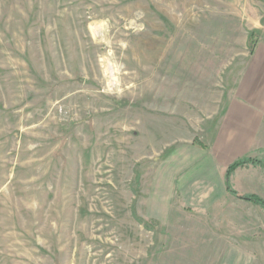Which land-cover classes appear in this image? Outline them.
I'll return each mask as SVG.
<instances>
[{
	"label": "rangeland",
	"instance_id": "374dc122",
	"mask_svg": "<svg viewBox=\"0 0 264 264\" xmlns=\"http://www.w3.org/2000/svg\"><path fill=\"white\" fill-rule=\"evenodd\" d=\"M262 1L0 0V264L212 254L167 172L199 160Z\"/></svg>",
	"mask_w": 264,
	"mask_h": 264
},
{
	"label": "crops",
	"instance_id": "0c3cea01",
	"mask_svg": "<svg viewBox=\"0 0 264 264\" xmlns=\"http://www.w3.org/2000/svg\"><path fill=\"white\" fill-rule=\"evenodd\" d=\"M251 13L261 15L254 20L253 47L238 82L209 140L184 152L199 160L167 172L182 203L198 205L201 211L202 248H214L201 264H264V207L239 197L254 194L264 201V165L233 171L230 185L237 195L225 185L229 164L264 155V0L257 8L250 5Z\"/></svg>",
	"mask_w": 264,
	"mask_h": 264
},
{
	"label": "trees",
	"instance_id": "16d2710c",
	"mask_svg": "<svg viewBox=\"0 0 264 264\" xmlns=\"http://www.w3.org/2000/svg\"><path fill=\"white\" fill-rule=\"evenodd\" d=\"M252 38H253V34H250V42H252L251 41ZM250 45L253 47V42ZM252 47L250 48V50H252ZM195 142L198 145L202 146V144L200 142H198V141H195ZM249 164L250 165H264V158H258V157H252V156H243L241 158L236 159L231 164H229L227 169H226V173H225V185H226V189L228 191L237 195L235 193V191L231 188L230 176L236 168L243 167V166H246ZM239 197L244 199V200L251 201L255 204H259L262 207H264V201L261 198H259L257 195L247 194V195H239Z\"/></svg>",
	"mask_w": 264,
	"mask_h": 264
}]
</instances>
